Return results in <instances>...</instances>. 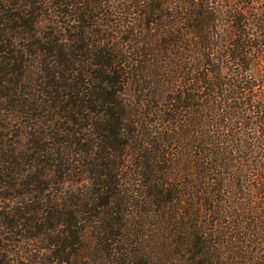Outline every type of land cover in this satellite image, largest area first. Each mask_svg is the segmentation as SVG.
I'll use <instances>...</instances> for the list:
<instances>
[{
  "label": "trees",
  "instance_id": "16d2710c",
  "mask_svg": "<svg viewBox=\"0 0 264 264\" xmlns=\"http://www.w3.org/2000/svg\"><path fill=\"white\" fill-rule=\"evenodd\" d=\"M0 264H264V0H0Z\"/></svg>",
  "mask_w": 264,
  "mask_h": 264
}]
</instances>
